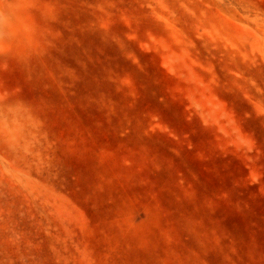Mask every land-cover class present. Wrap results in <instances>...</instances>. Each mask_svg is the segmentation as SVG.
<instances>
[{
	"label": "rangeland",
	"instance_id": "1",
	"mask_svg": "<svg viewBox=\"0 0 264 264\" xmlns=\"http://www.w3.org/2000/svg\"><path fill=\"white\" fill-rule=\"evenodd\" d=\"M0 8V264H264V0Z\"/></svg>",
	"mask_w": 264,
	"mask_h": 264
},
{
	"label": "bare ground",
	"instance_id": "2",
	"mask_svg": "<svg viewBox=\"0 0 264 264\" xmlns=\"http://www.w3.org/2000/svg\"><path fill=\"white\" fill-rule=\"evenodd\" d=\"M5 22H6V14L0 8V35L4 29Z\"/></svg>",
	"mask_w": 264,
	"mask_h": 264
}]
</instances>
